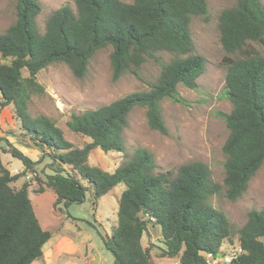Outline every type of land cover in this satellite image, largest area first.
Returning a JSON list of instances; mask_svg holds the SVG:
<instances>
[{
	"label": "trees",
	"instance_id": "obj_1",
	"mask_svg": "<svg viewBox=\"0 0 264 264\" xmlns=\"http://www.w3.org/2000/svg\"><path fill=\"white\" fill-rule=\"evenodd\" d=\"M14 1L16 20L0 33V54L5 59L0 62V109L13 104L25 135L43 150L34 161L0 138V264H32L43 257L53 235L35 213L29 196L31 181L16 185L24 172L34 173L32 180L38 181L34 191H54L56 206L68 208L86 199L89 187L77 175L64 173L66 165L90 182L94 205L116 185H126L114 233L103 236L114 264H151L150 248L143 244L150 223L162 227L160 256L178 257L181 264H211V255L217 258L226 247L238 243L244 251L229 264H264V208L250 210L246 223L237 228L211 201L223 187L228 199H239L264 163V56L251 46L264 41V2L237 0L219 16L221 44L233 55L223 58L225 91L232 109L219 112L229 128L221 185L211 179L202 161L157 171L153 153L142 146L113 171L89 160L97 147L106 152L126 151L123 132L137 106L146 108L151 128L168 133L162 101L185 103L178 86L197 87L205 70V57L195 51L191 21L207 15V0H74V6L54 9L43 31L37 23L40 0ZM107 46L112 47L114 80L128 72L138 74L148 58L158 60L161 71L149 89L72 113L67 126L91 138L78 147L50 117L29 114L31 96L44 91L37 74L52 63L63 62L82 78L94 54ZM158 52L171 54V59L162 60ZM2 153L19 158L23 170H10ZM45 156L51 158L46 167L52 172L44 169L43 177L38 167Z\"/></svg>",
	"mask_w": 264,
	"mask_h": 264
},
{
	"label": "rangeland",
	"instance_id": "obj_2",
	"mask_svg": "<svg viewBox=\"0 0 264 264\" xmlns=\"http://www.w3.org/2000/svg\"><path fill=\"white\" fill-rule=\"evenodd\" d=\"M40 2L42 10L37 17V23L41 31L44 30L46 19L54 9L65 4L74 6V0ZM207 2V15L194 16L191 21L195 51L205 57V70L198 78L197 87L188 88L181 84L178 86L180 94L186 100L185 103L174 102L168 98L162 101L168 133L163 134L151 128L146 108L137 106L130 113L128 126L123 132L122 140L126 145V151L106 152L99 147L94 148L89 157L91 164L113 171L126 156L130 157L137 147L142 146L153 153L157 171L177 169L190 161H202L208 165L211 179L221 185L224 184L226 157L223 145L228 137L229 128L219 112H230L232 109V102L225 91L227 69L223 58L233 55L221 44L219 16L224 9L235 5L237 0ZM15 3L14 0H0V33L16 20ZM251 46L264 56V41L252 42ZM111 51V46L98 50L90 60L87 74L82 78L76 77L70 67L63 62H55L42 69L37 74V79L44 87V91L31 96L29 114L32 117L42 114L50 117L63 129L65 137L78 147L90 142L89 136L76 133L67 126L71 114L108 104L134 91L149 89V83L154 81L161 71V63L154 58H148L138 70V74L128 72L114 80L110 61ZM157 55L164 61L170 60L172 56L167 52H158ZM3 61L5 59L0 54V62ZM23 74L28 76L29 71L24 68ZM0 116L3 121V127L0 126L2 133L0 138H5L4 145L15 143L35 149L36 146L21 127V121L15 116L13 104L0 109ZM1 158L13 172L22 171L24 168L22 161L11 153H2ZM50 162L51 158L45 156L38 167L43 177L44 169L46 172H52L50 167H46ZM64 173L77 175L81 182L89 187L87 197L82 203H72L68 208L63 205L56 206V195L52 189L34 191L38 181L32 180L34 177L32 171L26 172L16 185L20 186L26 180L31 181L29 196L35 213L43 227L53 232L54 238L62 234L68 235L80 244L82 251L101 256V260L99 262L94 260L93 264H114V255L107 249L103 236L111 237L114 233L118 221L119 198L126 185L124 183L116 185L94 205L91 201L90 182L76 174L70 166H65ZM211 201L215 207L226 212L235 227H242L248 220L250 210L264 208V163L253 176L248 190L239 199L235 201L228 199L223 187ZM149 240L154 242L150 244ZM161 240V225L150 223L148 231L143 236V244L150 248L151 264H181L178 257L160 256V246L163 245ZM52 242L53 240H50L44 246V250ZM77 254L78 252L69 257L75 258Z\"/></svg>",
	"mask_w": 264,
	"mask_h": 264
},
{
	"label": "crops",
	"instance_id": "obj_3",
	"mask_svg": "<svg viewBox=\"0 0 264 264\" xmlns=\"http://www.w3.org/2000/svg\"><path fill=\"white\" fill-rule=\"evenodd\" d=\"M0 126L3 127V121L1 116H0ZM1 135L2 133L0 132V137ZM13 144L22 152H24L26 155H28L30 158H32L34 161L40 159L41 150L38 147H35V149L33 150L23 145H19L15 143ZM52 237L50 240H53V242L44 250L43 258L33 261L32 264H93L94 260L98 262L101 260V256L91 255L88 251L85 252L82 251V249L80 248V244L76 242L74 239L70 238L68 235L62 234L55 238ZM149 242L150 244H152L154 241L149 240ZM77 252L78 254L76 257H78V259H76V257L75 258L69 257L72 254L75 255V253Z\"/></svg>",
	"mask_w": 264,
	"mask_h": 264
},
{
	"label": "built area",
	"instance_id": "obj_4",
	"mask_svg": "<svg viewBox=\"0 0 264 264\" xmlns=\"http://www.w3.org/2000/svg\"><path fill=\"white\" fill-rule=\"evenodd\" d=\"M31 173L28 174V177H30ZM242 246L238 244L230 245L226 247L223 251H221V256H217V258H214L212 255L210 256L211 264H229L232 263L234 260L239 258L241 254L243 253Z\"/></svg>",
	"mask_w": 264,
	"mask_h": 264
},
{
	"label": "water",
	"instance_id": "obj_5",
	"mask_svg": "<svg viewBox=\"0 0 264 264\" xmlns=\"http://www.w3.org/2000/svg\"><path fill=\"white\" fill-rule=\"evenodd\" d=\"M32 144H34L36 147H38L41 151L43 150V149L41 148V146H40L39 144H36L34 141H32ZM59 164L62 165L61 162H59ZM25 173H26V172H24V174H25ZM219 256H221V253L219 254Z\"/></svg>",
	"mask_w": 264,
	"mask_h": 264
}]
</instances>
